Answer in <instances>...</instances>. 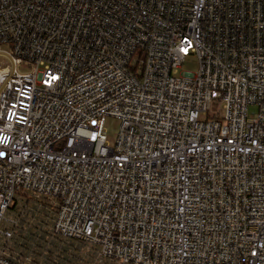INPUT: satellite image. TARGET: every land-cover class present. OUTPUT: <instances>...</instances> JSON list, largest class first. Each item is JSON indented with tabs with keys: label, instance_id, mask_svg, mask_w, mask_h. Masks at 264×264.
Segmentation results:
<instances>
[{
	"label": "built area",
	"instance_id": "2783aa9c",
	"mask_svg": "<svg viewBox=\"0 0 264 264\" xmlns=\"http://www.w3.org/2000/svg\"><path fill=\"white\" fill-rule=\"evenodd\" d=\"M0 56L5 239L32 195L117 264H264V0H0Z\"/></svg>",
	"mask_w": 264,
	"mask_h": 264
},
{
	"label": "rangeland",
	"instance_id": "374dc122",
	"mask_svg": "<svg viewBox=\"0 0 264 264\" xmlns=\"http://www.w3.org/2000/svg\"><path fill=\"white\" fill-rule=\"evenodd\" d=\"M8 49L7 45L1 47L3 51ZM3 58L0 56V60ZM198 67V58L193 55L186 59L180 73H196ZM20 70L26 72L30 69L22 66ZM257 113V106L249 107V118H254ZM105 126L108 140L113 144L120 123L116 118H108ZM53 205L47 199L39 202L32 195H19L7 213V219L12 222H5L13 235L7 240L0 234V250L6 248L22 264H117L101 257L98 249L88 243L56 235Z\"/></svg>",
	"mask_w": 264,
	"mask_h": 264
}]
</instances>
